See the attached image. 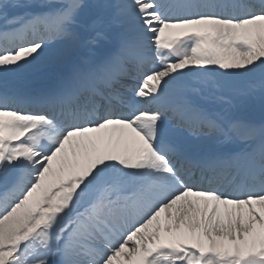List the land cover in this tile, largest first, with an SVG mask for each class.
Instances as JSON below:
<instances>
[{
  "label": "snow or ice",
  "instance_id": "1",
  "mask_svg": "<svg viewBox=\"0 0 264 264\" xmlns=\"http://www.w3.org/2000/svg\"><path fill=\"white\" fill-rule=\"evenodd\" d=\"M0 264H264V0H0Z\"/></svg>",
  "mask_w": 264,
  "mask_h": 264
},
{
  "label": "rangeland",
  "instance_id": "2",
  "mask_svg": "<svg viewBox=\"0 0 264 264\" xmlns=\"http://www.w3.org/2000/svg\"><path fill=\"white\" fill-rule=\"evenodd\" d=\"M115 31V30H114ZM109 35H111V33L109 34ZM103 43H105V41H101V43H100V45H99V47H97V49H94V51H96V52H100L101 51V47H104L106 44H107V42H106V44H103ZM81 50H86V49H81ZM88 52V51H87ZM70 58V56L68 55V57L65 59V60H63V61H61V62H59V63H57V64H48V63H45L44 64V66H60L63 62H65L67 59H69Z\"/></svg>",
  "mask_w": 264,
  "mask_h": 264
}]
</instances>
